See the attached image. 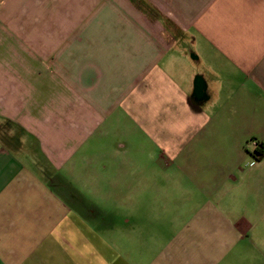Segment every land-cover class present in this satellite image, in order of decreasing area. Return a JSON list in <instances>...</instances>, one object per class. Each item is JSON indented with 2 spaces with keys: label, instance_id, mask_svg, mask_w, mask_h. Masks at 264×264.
<instances>
[{
  "label": "crops",
  "instance_id": "obj_1",
  "mask_svg": "<svg viewBox=\"0 0 264 264\" xmlns=\"http://www.w3.org/2000/svg\"><path fill=\"white\" fill-rule=\"evenodd\" d=\"M250 142L264 0H0V264H264Z\"/></svg>",
  "mask_w": 264,
  "mask_h": 264
},
{
  "label": "trees",
  "instance_id": "obj_2",
  "mask_svg": "<svg viewBox=\"0 0 264 264\" xmlns=\"http://www.w3.org/2000/svg\"><path fill=\"white\" fill-rule=\"evenodd\" d=\"M253 156L257 160L264 158V143H261V142L256 143V146H255V149L253 152Z\"/></svg>",
  "mask_w": 264,
  "mask_h": 264
},
{
  "label": "rangeland",
  "instance_id": "obj_3",
  "mask_svg": "<svg viewBox=\"0 0 264 264\" xmlns=\"http://www.w3.org/2000/svg\"><path fill=\"white\" fill-rule=\"evenodd\" d=\"M252 143H253V142H250V143H249V148H250V149H254V147H255V145H254L255 143H253V144H252Z\"/></svg>",
  "mask_w": 264,
  "mask_h": 264
}]
</instances>
